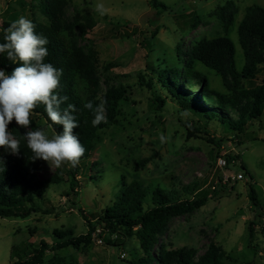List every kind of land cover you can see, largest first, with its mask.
<instances>
[{"label":"rangeland","instance_id":"374dc122","mask_svg":"<svg viewBox=\"0 0 264 264\" xmlns=\"http://www.w3.org/2000/svg\"><path fill=\"white\" fill-rule=\"evenodd\" d=\"M158 1L166 6L165 10L156 8L153 0H66L63 11L67 22H73L77 14H91L96 21L95 27L80 37L79 44L97 53L101 91L107 89L106 80L111 86H129V101L121 102L118 123L100 131L101 143L93 157L81 164L78 187L71 189L65 163L60 167L63 181L48 184L44 198L37 200L40 212L26 219H0V264L32 259L41 241L49 246L45 260L57 254L67 264H131L134 253H141L137 230L124 239L122 247L106 245L104 238L100 243L98 232L84 251L70 247L54 252L52 247L54 231L86 235L89 222L118 202L124 185L134 180L149 190L145 208L152 206L149 198L156 188L171 194L175 201L219 190L218 199L212 198L195 213L171 221L160 239L168 248L190 247L202 255L213 241L229 256L227 264H264V110L261 118L249 123L240 137L234 136L237 133L230 131L229 125L218 117L208 121L206 130L215 138L226 140L220 148L201 139L188 141L183 123L198 125V118L182 110L177 113L176 102L169 99L168 89L159 85L157 74L152 72L165 67L182 69L185 54L198 41L219 36H227L234 42L236 66L241 71L245 57L238 27L247 8L257 5L264 9V0ZM98 2L107 9L103 16L91 10ZM40 4L48 2L0 0V29L4 22L21 16L48 24L40 12ZM224 7L229 8L226 18L234 14L227 32L220 17ZM196 69L208 77L213 89L226 90L214 70L201 62L196 63ZM141 75L146 82L154 77L155 89L166 99L163 111L156 108L153 90L140 85ZM263 79L264 65H260L257 78L245 81V87L260 85ZM34 121L38 129L45 128L50 136L53 134L44 120ZM12 123L29 130L14 120ZM229 153L239 154L241 160L236 165L219 168L218 159ZM56 170L54 165L50 167L43 161L37 175L47 181ZM239 174L244 179L226 184L227 190L219 187V176L236 178ZM195 183L197 190L188 193L185 188ZM250 185L257 193V206L249 199ZM249 226L253 229L252 236ZM114 241L116 237L112 238Z\"/></svg>","mask_w":264,"mask_h":264},{"label":"trees","instance_id":"16d2710c","mask_svg":"<svg viewBox=\"0 0 264 264\" xmlns=\"http://www.w3.org/2000/svg\"><path fill=\"white\" fill-rule=\"evenodd\" d=\"M48 4H40V12L48 19V24H35V31L48 38L47 48L49 55L46 62L52 63L63 70L60 79L59 92L67 96L68 100L62 105L73 104L76 107V116L79 127L74 129L86 151L75 168L66 163V176L70 180L71 189L78 187V176L82 170V163L91 159L101 143L100 131L118 123L121 113L122 101H129L128 90L130 87L120 84L111 86L106 80L107 89L101 91L99 73V58L97 53L85 50L79 44L80 37H85L93 29L96 21L91 14H77L74 21L69 23L64 19L66 0H47ZM155 7L166 9L158 0H153ZM232 4H229V6ZM227 7L220 10L223 19V28L227 32L232 24L234 14L227 15ZM17 20L13 18L4 22L0 29V43H3L4 29ZM193 27H197L194 25ZM76 31V32H75ZM156 30L153 34L155 35ZM238 38L244 52L245 65L240 71L236 66V46L227 36L198 41L186 53L187 59L182 69L158 68L152 72L157 74V80L162 88L169 91V99L176 102L178 109L185 114H193L198 118L201 126L183 123L186 139H201L219 148L226 140L215 138L206 130L208 121L218 120L228 124L230 131L236 132L234 136L240 137L247 131L249 123L261 118L264 110V79L260 85L245 87V81H254L257 78L260 65H264V9L260 6H250L238 27ZM201 62L206 67L214 70L221 78L225 91L221 92L211 87L206 75L196 69V63ZM19 66L7 59L6 53L0 54V69L10 75L12 70ZM140 85L153 90L154 103L161 112L166 107V99L155 89L154 77L147 82L143 75L140 76ZM161 88V89H162ZM100 97L106 100L107 123L93 127V114L84 108V104L91 101L93 105L100 103ZM216 111L217 114L214 112ZM47 120L44 106L40 105L31 116V129L37 130L34 119ZM197 120V121H198ZM201 120V122H200ZM57 133H62V125H53ZM8 130L20 142V151L14 155L5 148H0V219L21 218L26 219L40 212L37 200L43 199L48 184H59L63 181L62 172L57 168L55 174L47 181L39 179L37 172L42 159H33L24 134L27 132L10 123ZM52 131V129H51ZM238 145L240 141L236 142ZM227 167L236 165L241 157L236 153L226 154ZM226 167V168H227ZM244 167V166H243ZM219 187L228 189L222 184V176L218 177ZM189 193L197 190V184L185 188ZM217 191L195 196L192 199L175 201L171 194L163 189L156 188L150 198L151 207H144L150 195L149 190L138 181H132L124 190L118 202L106 209L96 220L90 221L86 235L74 236L70 231H54L53 251L73 247L77 251H84L92 245L93 234L104 238L105 244L113 247L124 246V239L132 237L134 231L139 241L141 253H134L131 264H227V253L215 242L211 241L202 255H198L194 248L182 247L168 248L161 243V237L167 232L172 220L189 216L207 205L212 198L218 199ZM249 199L252 205L257 206L258 197L253 185H250ZM252 236L253 229L249 226ZM107 235V236H106ZM116 241L112 243V238ZM115 243H120L119 245ZM158 248V252L156 249ZM49 249L47 242L41 241L32 259L16 264H67L65 260L54 255L45 260V252ZM55 254V253H54Z\"/></svg>","mask_w":264,"mask_h":264},{"label":"clouds","instance_id":"9594fccd","mask_svg":"<svg viewBox=\"0 0 264 264\" xmlns=\"http://www.w3.org/2000/svg\"><path fill=\"white\" fill-rule=\"evenodd\" d=\"M92 11L103 16L107 9L102 3L92 6ZM35 24L28 18L21 16L4 29L3 43H0V54L6 53L7 59L19 66L8 75L0 69V148H5L14 155L20 151V142L8 130L10 123L29 129L24 134L27 147L32 158L42 159L60 168L67 163L75 168L85 154L74 129L79 127L76 116V107L73 104L62 105L68 100L67 96L60 95V79L62 69L46 62L49 55L48 38L37 34ZM100 103L93 105L91 101L84 104V108L93 114L92 126L107 123L106 100L97 97ZM43 105L47 114V125L52 129L50 136L45 128L30 130L31 116L34 109ZM47 123V121H46ZM53 125H62V133H57ZM161 141L165 137L161 135Z\"/></svg>","mask_w":264,"mask_h":264},{"label":"built area","instance_id":"2783aa9c","mask_svg":"<svg viewBox=\"0 0 264 264\" xmlns=\"http://www.w3.org/2000/svg\"><path fill=\"white\" fill-rule=\"evenodd\" d=\"M224 156L220 157L218 159V163H217L218 167L222 168V169L227 167V161H226ZM242 179H244L242 174L237 175L236 178H234L233 176H225L224 175L222 177V184L226 185V184H228L230 182L241 181ZM218 184H219V181H218ZM98 233H99V231H98ZM100 243H103L102 239L100 240Z\"/></svg>","mask_w":264,"mask_h":264}]
</instances>
